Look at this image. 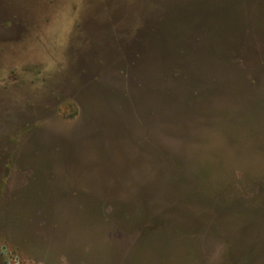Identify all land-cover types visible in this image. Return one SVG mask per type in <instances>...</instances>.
<instances>
[{
	"label": "rangeland",
	"instance_id": "374dc122",
	"mask_svg": "<svg viewBox=\"0 0 264 264\" xmlns=\"http://www.w3.org/2000/svg\"><path fill=\"white\" fill-rule=\"evenodd\" d=\"M231 1L178 81L198 16L0 0V264H264V0Z\"/></svg>",
	"mask_w": 264,
	"mask_h": 264
},
{
	"label": "trees",
	"instance_id": "16d2710c",
	"mask_svg": "<svg viewBox=\"0 0 264 264\" xmlns=\"http://www.w3.org/2000/svg\"><path fill=\"white\" fill-rule=\"evenodd\" d=\"M160 1L162 3H160ZM229 2L232 3L231 0H149L150 4L147 8L149 12H162L160 13L158 19L161 18L167 20L168 18L167 21H169L170 16L168 15L170 12H179L176 17L177 19H179L186 12L190 13L191 16L200 17L195 25L196 27H199L198 31L203 32V35L206 36L204 40L207 42V38H211L212 42L216 41L221 47L218 48L215 45L211 46L203 41V39L197 38L196 42L203 45V47L198 45L188 48L187 46H182V41L180 39L181 34H175V36L169 40V43L171 45L177 41V48H180L181 46L184 48L179 50L181 57L185 59H177L175 62L176 72H174L173 77L177 78L178 81L181 80V78H186L187 75L189 78H194L190 73L185 71L186 69L183 68L185 62L189 60L190 63H196L201 56L207 59L215 58L216 60H224L226 56L225 54H227V50H229V46L227 43H224V40L234 38V36L238 34V30L241 31V29H243L245 31L247 29V27L244 26L245 18H243V26L240 27V21H237L238 16H236V13L239 14V12H234V7L231 3L229 4ZM154 16L157 17L158 14L153 15V18ZM184 16H186V14ZM256 28L264 33V24H259ZM155 31L156 32H152V35H150L153 37V40L156 41V39L160 38V31ZM155 41L154 45L158 47L160 54L169 53V50L165 45L159 42L156 43ZM180 208L182 207H179V209ZM136 214L139 216L142 215L139 210L136 211ZM188 214L194 216L196 212L194 213V211L189 209Z\"/></svg>",
	"mask_w": 264,
	"mask_h": 264
}]
</instances>
